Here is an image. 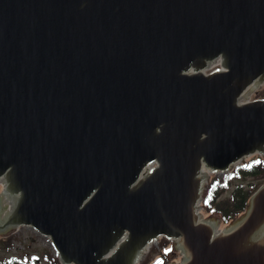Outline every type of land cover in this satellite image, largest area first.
I'll use <instances>...</instances> for the list:
<instances>
[{"label": "water", "instance_id": "water-1", "mask_svg": "<svg viewBox=\"0 0 264 264\" xmlns=\"http://www.w3.org/2000/svg\"><path fill=\"white\" fill-rule=\"evenodd\" d=\"M262 85L264 0H0V233L66 264L158 237L166 264H264V184L220 231L195 210L201 165L264 157V99L239 101Z\"/></svg>", "mask_w": 264, "mask_h": 264}, {"label": "trees", "instance_id": "trees-1", "mask_svg": "<svg viewBox=\"0 0 264 264\" xmlns=\"http://www.w3.org/2000/svg\"><path fill=\"white\" fill-rule=\"evenodd\" d=\"M261 89L262 90H259L258 92L259 95L264 98V87ZM263 174L264 158L254 154L246 158L243 163L236 165L229 173L224 174L223 177L216 178L212 176L203 193L202 205L204 212L209 215H217L221 220L220 226L228 225L231 219L244 212L249 197L258 187L256 184L237 182L238 179L257 177ZM229 189H231V192L228 197L226 199H221V195ZM161 240L164 242L163 244H165L166 240ZM164 252L153 261V264H163L167 262V256L170 251H166V253ZM32 259V262L24 263L23 261L11 258L4 264H36L37 260L35 257ZM52 261L53 264H59L55 258Z\"/></svg>", "mask_w": 264, "mask_h": 264}, {"label": "rangeland", "instance_id": "rangeland-1", "mask_svg": "<svg viewBox=\"0 0 264 264\" xmlns=\"http://www.w3.org/2000/svg\"><path fill=\"white\" fill-rule=\"evenodd\" d=\"M263 87L264 86L251 93L249 99L262 98L259 95L258 91L262 90L261 88ZM212 176L221 178L223 175L216 173L211 175L210 177ZM237 182H242L245 184H256L259 186L261 184H264V174L257 177H246L238 179ZM231 189L224 192L221 195V199H226L230 194ZM242 214L243 213H241L239 216H241ZM202 216L205 219L215 221L221 229L226 226H220L221 220L217 215H209L203 210ZM239 216L231 219L230 222L235 221ZM163 243L164 242H162L161 239H157L154 243H152L149 251H147V253L143 256L141 263L153 264V261L164 251L166 252L171 249L172 240L165 241V244ZM54 256L55 252L50 244L49 239L40 234H35L29 227L20 226L17 228H11L6 233H0V264H4L6 261H8V259H10V257H17L24 263L31 262L32 258L35 257L37 260L36 264H53L52 260L54 259Z\"/></svg>", "mask_w": 264, "mask_h": 264}, {"label": "bare ground", "instance_id": "bare-ground-1", "mask_svg": "<svg viewBox=\"0 0 264 264\" xmlns=\"http://www.w3.org/2000/svg\"><path fill=\"white\" fill-rule=\"evenodd\" d=\"M246 95H248V94H246ZM200 174L202 175V176H204V177H206V175H208L209 174V171H207L205 168H201L200 169ZM204 185V182H202V186ZM5 200V199H4ZM6 202H7V200H5ZM149 247V246H148ZM148 248H145V251L147 250Z\"/></svg>", "mask_w": 264, "mask_h": 264}]
</instances>
